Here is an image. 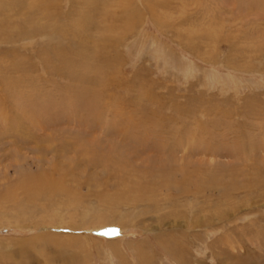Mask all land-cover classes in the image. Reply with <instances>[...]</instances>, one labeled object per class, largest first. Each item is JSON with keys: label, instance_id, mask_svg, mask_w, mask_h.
<instances>
[{"label": "rangeland", "instance_id": "rangeland-1", "mask_svg": "<svg viewBox=\"0 0 264 264\" xmlns=\"http://www.w3.org/2000/svg\"><path fill=\"white\" fill-rule=\"evenodd\" d=\"M0 37V264H264V0H0Z\"/></svg>", "mask_w": 264, "mask_h": 264}, {"label": "bare ground", "instance_id": "bare-ground-1", "mask_svg": "<svg viewBox=\"0 0 264 264\" xmlns=\"http://www.w3.org/2000/svg\"><path fill=\"white\" fill-rule=\"evenodd\" d=\"M34 3L35 2H33V4H32V7L31 8H29V9H31V10H34L33 12L34 13H37V11L38 12H40V11H43L44 12V14L47 16V17H50L51 16V11L53 10V9H47L46 11H45V8L46 7H48V4H44V5H41V4H35L34 5ZM55 6H57V5H55ZM55 6H52V7H55ZM28 9V10H29ZM2 11H3V9H2ZM7 11V10H6ZM31 14V13H30ZM45 15H44V18H45ZM40 16V15H39ZM31 17V16H30ZM34 18V17H33ZM43 18V17H42ZM51 18V17H50ZM52 22V21H51ZM58 25V24H57ZM57 25H55L54 24V26L56 27ZM64 27H61V29H63ZM53 29L55 30V28L53 27ZM50 32L51 33H49V34H45L46 35V37L47 38H49L50 40H56L57 42H59V41H61L62 40V36H59L57 33H52L53 32V30L52 29H50ZM55 32V31H54ZM58 32V31H57ZM47 33V32H46ZM2 37V36H1ZM0 37V38H1ZM4 37V36H3ZM5 38V37H4ZM29 38V37H28ZM7 40V39H6ZM83 42V41H82ZM76 43V42H75ZM76 46V45H75ZM60 53H62V52H60ZM65 53V52H64ZM86 58H88V57H86ZM87 65V64H86ZM86 65L84 66V68H83V70H88L89 68H85L86 67ZM91 69V68H90ZM71 70V69H70ZM87 74V73H86ZM87 83V82H86ZM206 152V151H205ZM37 193V192H36ZM39 193H37V195H38Z\"/></svg>", "mask_w": 264, "mask_h": 264}]
</instances>
